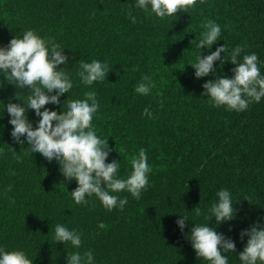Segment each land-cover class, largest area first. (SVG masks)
I'll return each instance as SVG.
<instances>
[{
    "label": "trees",
    "instance_id": "obj_1",
    "mask_svg": "<svg viewBox=\"0 0 264 264\" xmlns=\"http://www.w3.org/2000/svg\"><path fill=\"white\" fill-rule=\"evenodd\" d=\"M207 19L221 25V40L201 54L226 46L217 75H232L229 53L238 44L241 58L255 52L264 62V0H197L187 12L163 19L134 7L132 0H0V45L35 29L71 57L59 68L73 81L65 102L84 98L89 89L97 92L100 108L93 124L112 148L106 162L120 159L119 174L126 175L144 147L151 164L150 182L139 199L120 193L128 197L123 210L108 211L95 195L77 204L69 193L76 181L66 180L55 162L32 154L27 144L15 142L5 111L0 118V245L23 251L30 264H66L68 253L87 249L97 264H208L187 238L193 222H207L193 207L206 209L216 191L227 188L236 216L217 225V231L235 241V251L225 255L229 264H240L236 254L247 240L239 238L240 230L264 223V97L236 111L201 95L203 82L214 77L195 78L188 63L199 52L195 44ZM92 59L107 61L109 71L105 80L84 85L75 72L81 61ZM259 66L264 73V63ZM143 74L155 81L147 95L134 91ZM27 91L0 76L4 103L9 98L22 103ZM45 107L60 113L59 105ZM145 107L152 117L141 115ZM28 116L35 127L34 111L29 109ZM178 214L189 218L184 232L175 223ZM56 223L81 231L79 249L54 241ZM209 224H215L214 217Z\"/></svg>",
    "mask_w": 264,
    "mask_h": 264
},
{
    "label": "clouds",
    "instance_id": "obj_2",
    "mask_svg": "<svg viewBox=\"0 0 264 264\" xmlns=\"http://www.w3.org/2000/svg\"><path fill=\"white\" fill-rule=\"evenodd\" d=\"M197 0H132L136 8L154 13L158 18L175 15L178 11H186L194 7ZM135 22L136 17H131ZM221 25L213 19H207L202 24L200 38L195 47L199 50L194 62L188 63L194 68V77L207 79L202 84V96L210 99L216 106H225L229 110H245L251 101L259 102L264 97V73H261L257 53H245L240 57L243 48L236 45L230 51V61L234 65L232 75L221 73L218 68L224 64L225 44L218 45L210 54L202 55L203 50L211 49L214 42L221 40ZM61 45L53 38L40 35L37 30L29 28L21 35H13L4 45H0V76L16 88H26V100L22 103H7L3 100V117L5 111L9 114L8 123L12 125V139L20 145L29 146L30 152L38 153L46 162L58 166V171L66 180H75L77 186L70 193L77 204H87L86 197L95 195L104 208L123 210L128 202L127 196L121 192L130 193L139 199L142 191L149 184L151 164L147 150L139 147L130 161V171L121 176L120 159L106 157L112 151L108 137L101 136L93 124V118L98 115L100 102L97 92L89 89L84 92V98L65 102V94L73 88V81L59 68L67 64L68 59L61 54ZM220 62L214 66V62ZM109 71L107 61L92 59L81 61L77 66L75 77L84 85L106 79ZM155 87V81L150 74H143L134 91L147 95ZM20 93V92H17ZM16 93V96H17ZM64 95L61 101V95ZM19 100V99H18ZM63 104L64 110L61 111ZM45 105L60 106V113L50 111ZM29 109L34 111L35 127L29 119ZM152 117V111L145 107L142 114ZM2 127V125H0ZM23 137V139H22ZM2 151V149H0ZM11 185L7 186V190ZM216 199L206 209L194 206L196 216H203L206 223L193 222L187 238L198 258H204L208 264H229L226 252L235 251V241L231 236L217 231V225L230 221L236 216L233 196L229 189L219 188ZM215 218V224L209 220ZM264 221V217L260 218ZM186 215L178 214L175 221L181 232H184ZM98 228H104L103 221L98 222ZM239 238L247 237L242 250L236 255L240 264H264V223H251L241 229ZM54 241L69 242L75 249L82 244V233L76 228H69L63 223L54 226ZM0 264H30L23 251L6 250L0 245ZM66 264H97L91 249L83 252L76 250L67 254Z\"/></svg>",
    "mask_w": 264,
    "mask_h": 264
}]
</instances>
